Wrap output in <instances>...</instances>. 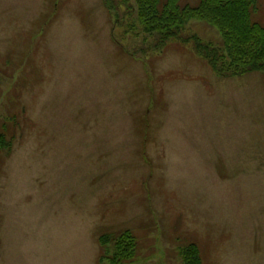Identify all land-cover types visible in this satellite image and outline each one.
Instances as JSON below:
<instances>
[{
    "label": "rangeland",
    "instance_id": "374dc122",
    "mask_svg": "<svg viewBox=\"0 0 264 264\" xmlns=\"http://www.w3.org/2000/svg\"><path fill=\"white\" fill-rule=\"evenodd\" d=\"M114 2L117 23L103 0H0V264H109L99 238L125 229L127 264H183L191 241L264 264V70L221 77L191 39L217 28L161 46Z\"/></svg>",
    "mask_w": 264,
    "mask_h": 264
},
{
    "label": "trees",
    "instance_id": "16d2710c",
    "mask_svg": "<svg viewBox=\"0 0 264 264\" xmlns=\"http://www.w3.org/2000/svg\"><path fill=\"white\" fill-rule=\"evenodd\" d=\"M122 1L124 4L128 2ZM103 3L113 14L114 23L119 22L118 6L114 0H103ZM257 8V0H199L196 5L183 4L182 0H135L130 9L134 10L131 13H136V32L157 38L161 46L178 38L192 19L217 28L222 37L220 45L195 36L191 39L199 56L217 75L231 78L264 70V26L253 18ZM113 38L122 45L115 35ZM10 145L6 133L1 131L0 149ZM99 240L101 262L127 264L136 255L138 238L131 229L103 234ZM178 254L183 264H203L200 247L194 241L181 245Z\"/></svg>",
    "mask_w": 264,
    "mask_h": 264
}]
</instances>
